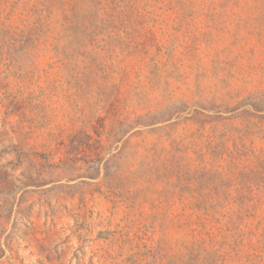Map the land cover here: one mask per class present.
Segmentation results:
<instances>
[{
	"label": "rangeland",
	"instance_id": "obj_1",
	"mask_svg": "<svg viewBox=\"0 0 264 264\" xmlns=\"http://www.w3.org/2000/svg\"><path fill=\"white\" fill-rule=\"evenodd\" d=\"M0 264H264V0H0Z\"/></svg>",
	"mask_w": 264,
	"mask_h": 264
}]
</instances>
